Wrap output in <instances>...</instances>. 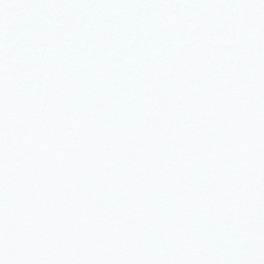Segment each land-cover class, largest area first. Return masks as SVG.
Instances as JSON below:
<instances>
[{"label": "snow or ice", "instance_id": "6c2138e0", "mask_svg": "<svg viewBox=\"0 0 264 264\" xmlns=\"http://www.w3.org/2000/svg\"><path fill=\"white\" fill-rule=\"evenodd\" d=\"M0 264H264V0H0Z\"/></svg>", "mask_w": 264, "mask_h": 264}]
</instances>
